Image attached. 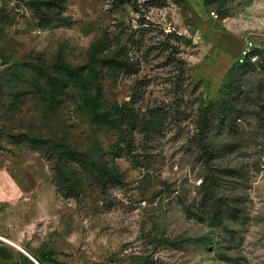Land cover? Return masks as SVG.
Segmentation results:
<instances>
[{"label":"rangeland","instance_id":"1","mask_svg":"<svg viewBox=\"0 0 264 264\" xmlns=\"http://www.w3.org/2000/svg\"><path fill=\"white\" fill-rule=\"evenodd\" d=\"M192 1L0 0V235L37 263L264 264V0H201L252 43L209 88Z\"/></svg>","mask_w":264,"mask_h":264},{"label":"crops","instance_id":"2","mask_svg":"<svg viewBox=\"0 0 264 264\" xmlns=\"http://www.w3.org/2000/svg\"><path fill=\"white\" fill-rule=\"evenodd\" d=\"M192 2L199 17L197 35L209 45L199 65L200 74L206 79L209 88L212 84L216 86L220 83L235 64L244 43L233 32L227 19L222 20V25L218 26L216 20L209 17L201 0ZM19 248L18 244L0 235V264H21L24 256L28 257Z\"/></svg>","mask_w":264,"mask_h":264},{"label":"trees","instance_id":"3","mask_svg":"<svg viewBox=\"0 0 264 264\" xmlns=\"http://www.w3.org/2000/svg\"><path fill=\"white\" fill-rule=\"evenodd\" d=\"M167 37L171 38H175L176 41H179V40H183L186 44H191V40L190 39H186L185 37H182V36H178V35H174V33H170V35H167ZM114 65V67L118 70H131L133 65L129 62H126L124 61L123 59H118V57L116 59H113L112 62H110ZM237 63V62H236ZM235 63V64H236ZM182 64V63H181ZM235 64H233L230 69L228 70V73L233 69V67L235 66ZM238 64V63H237ZM201 84V81H198L196 83V88L199 87ZM133 100V104L132 106L135 107V104L138 100V98L135 97V95L133 94V96L131 97ZM202 100V98L200 99ZM223 103V102H222ZM210 104L208 102V105L205 103H201V105L199 106L198 108V122H197V134H196V137L198 138V141L201 143L202 142V139H203V136L205 133H208L211 129V121H209L208 117H207V114L209 113V109H210ZM127 108V105L124 107V108H121V109H118V112L116 113L117 116L119 118H123L125 117L126 115H129L131 120V124H133V128H136L138 125V122H139V118H138V114L135 112L136 109L134 110V108ZM233 112H234V109H233V106H231V104L229 103H225L223 106H221L220 108H218L217 110V113H218V119L221 121V123L229 120V119H233L234 116H233ZM119 118H118V122L119 121ZM162 119H163V114L161 111H159L158 109H152L149 113V116L147 117V122L145 124L148 132H157L158 128L160 127L161 125V122H162ZM200 146H202L200 144ZM202 151H203V156L205 159H208L211 157L212 153H210V151L208 150V148L204 145L202 146ZM61 154H64V153H61ZM30 262V260L27 258L24 257V260L22 262ZM38 263L39 264H43V262L39 259H37ZM29 264H33V263H29Z\"/></svg>","mask_w":264,"mask_h":264},{"label":"built area","instance_id":"4","mask_svg":"<svg viewBox=\"0 0 264 264\" xmlns=\"http://www.w3.org/2000/svg\"><path fill=\"white\" fill-rule=\"evenodd\" d=\"M251 49H252V43L250 41H246L240 51V55L237 59V63L243 64L246 58H248V56L250 55Z\"/></svg>","mask_w":264,"mask_h":264},{"label":"water","instance_id":"5","mask_svg":"<svg viewBox=\"0 0 264 264\" xmlns=\"http://www.w3.org/2000/svg\"><path fill=\"white\" fill-rule=\"evenodd\" d=\"M13 245V244H12ZM19 250L23 253V254H25L34 264H38L34 259H32L24 250H22V249H20L19 248Z\"/></svg>","mask_w":264,"mask_h":264}]
</instances>
